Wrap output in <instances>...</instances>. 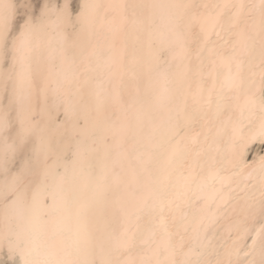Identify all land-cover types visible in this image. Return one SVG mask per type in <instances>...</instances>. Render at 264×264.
<instances>
[{
    "label": "snow or ice",
    "instance_id": "6c2138e0",
    "mask_svg": "<svg viewBox=\"0 0 264 264\" xmlns=\"http://www.w3.org/2000/svg\"><path fill=\"white\" fill-rule=\"evenodd\" d=\"M0 264H264V0H0Z\"/></svg>",
    "mask_w": 264,
    "mask_h": 264
}]
</instances>
